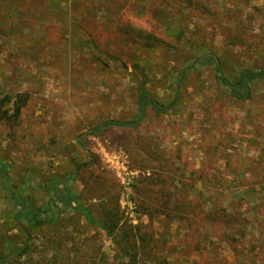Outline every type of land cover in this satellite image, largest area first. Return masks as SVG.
<instances>
[{"label": "rangeland", "instance_id": "obj_1", "mask_svg": "<svg viewBox=\"0 0 264 264\" xmlns=\"http://www.w3.org/2000/svg\"><path fill=\"white\" fill-rule=\"evenodd\" d=\"M199 54L231 76L264 66V0H0V103L25 100L0 120V164L37 205L78 167L69 197L109 231L67 210L9 255L0 186V264H264V82L234 99L198 67L173 112L91 132L137 113L141 81L171 100Z\"/></svg>", "mask_w": 264, "mask_h": 264}, {"label": "trees", "instance_id": "obj_2", "mask_svg": "<svg viewBox=\"0 0 264 264\" xmlns=\"http://www.w3.org/2000/svg\"><path fill=\"white\" fill-rule=\"evenodd\" d=\"M203 66H209L213 70L217 84L225 89L234 99L243 100L249 98L252 93V85L259 81L264 82V66L241 69L238 73L231 76L226 73L220 59L216 55L199 54L190 59V62L185 67H181L178 74L174 76L175 85L171 100L161 102L151 97L146 88V83L141 81L138 86L137 113L130 119H105L93 127L91 132L98 133L113 126L135 129L145 120L147 110L160 114L173 112L180 103L181 88L186 75L189 71ZM11 102L12 106H7ZM24 103L25 100H22L21 97L13 101L12 96H6L0 103V120L18 117ZM77 169L64 176L53 175L46 186L47 200L42 205H37L30 197L21 194L10 185V177L8 175L9 165L6 163L0 164V186L9 194L11 203L15 209L13 227L17 229L18 234L21 236L19 244L9 249V255H23L30 246L32 230L57 223L62 213L67 210L77 211L89 223L107 230L105 225L93 218L89 208L79 203L73 204L72 199L69 197L71 194L69 184L74 179Z\"/></svg>", "mask_w": 264, "mask_h": 264}, {"label": "built area", "instance_id": "obj_3", "mask_svg": "<svg viewBox=\"0 0 264 264\" xmlns=\"http://www.w3.org/2000/svg\"><path fill=\"white\" fill-rule=\"evenodd\" d=\"M130 209H131V212H130V218H132V221L136 220V216L134 215L133 213V209L135 208L134 206H129Z\"/></svg>", "mask_w": 264, "mask_h": 264}]
</instances>
